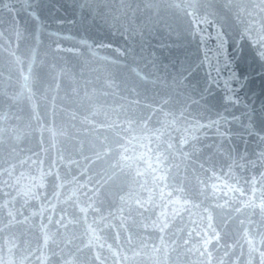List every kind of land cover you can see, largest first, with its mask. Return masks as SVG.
Returning <instances> with one entry per match:
<instances>
[{
  "label": "water",
  "instance_id": "water-1",
  "mask_svg": "<svg viewBox=\"0 0 264 264\" xmlns=\"http://www.w3.org/2000/svg\"><path fill=\"white\" fill-rule=\"evenodd\" d=\"M0 264H264V0H0Z\"/></svg>",
  "mask_w": 264,
  "mask_h": 264
}]
</instances>
